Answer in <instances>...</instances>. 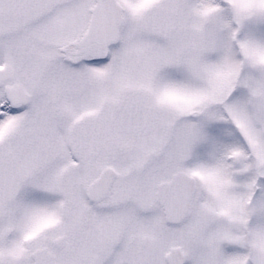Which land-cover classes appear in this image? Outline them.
<instances>
[{"label": "snow or ice", "instance_id": "1", "mask_svg": "<svg viewBox=\"0 0 264 264\" xmlns=\"http://www.w3.org/2000/svg\"><path fill=\"white\" fill-rule=\"evenodd\" d=\"M0 264H264V0H0Z\"/></svg>", "mask_w": 264, "mask_h": 264}]
</instances>
